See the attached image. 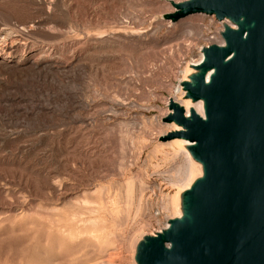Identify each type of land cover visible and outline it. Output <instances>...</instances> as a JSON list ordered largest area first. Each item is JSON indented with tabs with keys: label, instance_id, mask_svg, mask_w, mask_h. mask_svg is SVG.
Instances as JSON below:
<instances>
[{
	"label": "rangeland",
	"instance_id": "obj_1",
	"mask_svg": "<svg viewBox=\"0 0 264 264\" xmlns=\"http://www.w3.org/2000/svg\"><path fill=\"white\" fill-rule=\"evenodd\" d=\"M165 1L0 0V264H131L163 226L182 152L158 117L220 39Z\"/></svg>",
	"mask_w": 264,
	"mask_h": 264
},
{
	"label": "water",
	"instance_id": "obj_2",
	"mask_svg": "<svg viewBox=\"0 0 264 264\" xmlns=\"http://www.w3.org/2000/svg\"><path fill=\"white\" fill-rule=\"evenodd\" d=\"M164 16L223 23L222 44L202 59L180 87L201 102L189 116L172 99L163 123L180 127L201 176L180 195L179 217L137 243L135 264H264V0H183Z\"/></svg>",
	"mask_w": 264,
	"mask_h": 264
},
{
	"label": "bare ground",
	"instance_id": "obj_3",
	"mask_svg": "<svg viewBox=\"0 0 264 264\" xmlns=\"http://www.w3.org/2000/svg\"><path fill=\"white\" fill-rule=\"evenodd\" d=\"M183 1V0H182ZM180 1H174V0H166L165 3L167 4V6L169 7V11L167 12L168 14H171L175 11L174 7L172 6V3H178ZM186 19H192V17H188L185 18L180 22L186 20ZM226 22H221V23H217V28L215 29V33L218 34L219 31L222 30V26L223 24ZM216 34V35H217ZM198 38H200V36H198ZM217 38V37H216ZM212 40V39H210ZM188 44H190V42H188ZM186 44V50L189 51L190 50V46L192 45H188ZM210 44H222V41L220 39H216L215 41H212L208 44H205L203 46H208ZM203 46H199V48L197 49V54L199 55L195 60H192V62H186L181 70V77L178 80V85L175 87V89L173 90L174 92V96H170L168 99L165 100V108L163 109L164 112H160V114L158 117V122L161 125H164L166 127L165 132L160 135L159 137L161 138V140H164L166 137V134H169L170 132H177L180 130V127L173 124V123H163L162 120L168 115L170 114V111L167 107L168 105V100L172 99L174 102L178 103L180 106L183 107L185 115L189 116V112L192 109L197 115L199 116H203V111H202V104L201 102H197V103H191L188 100H183L182 96H183V92L182 89L180 87L181 82L183 81H187V78L189 75H191L194 71L192 66H195L197 64L200 63L201 59H202V54L200 52L201 48ZM163 144L168 143L171 144L172 147H174L176 150L182 152V164L181 166L178 168V172H176V175L171 179L172 182L174 184H177L180 186V188H176L173 195L169 197L168 202H169V211L170 213L166 216L165 221L163 223V226L160 227L158 230L154 231V232H149V233H141L140 235H138L135 240L133 241L131 246V252H130V261L131 264H135L134 262V254H135V248L137 243L141 240V238L145 235H153L155 232H159L161 229H164L167 227V223L170 219L179 217L180 215V209H179V201H180V195L183 191H185L186 189H188L190 187V185L193 183V181L195 179H197L198 177L201 176V167L199 164H197L196 162H194L188 151H187V147L190 145V143L186 140H182V139H174V140H169L166 142H161ZM191 165L194 166L197 170V172L195 174H193L192 176H190V168ZM128 264V263H127Z\"/></svg>",
	"mask_w": 264,
	"mask_h": 264
}]
</instances>
